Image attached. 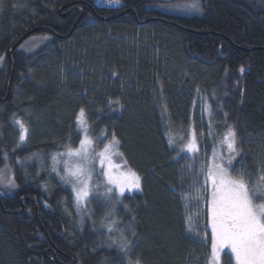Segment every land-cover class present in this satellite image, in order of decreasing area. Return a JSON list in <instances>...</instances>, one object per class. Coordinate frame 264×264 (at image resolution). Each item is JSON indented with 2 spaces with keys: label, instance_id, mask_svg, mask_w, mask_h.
<instances>
[{
  "label": "trees",
  "instance_id": "16d2710c",
  "mask_svg": "<svg viewBox=\"0 0 264 264\" xmlns=\"http://www.w3.org/2000/svg\"><path fill=\"white\" fill-rule=\"evenodd\" d=\"M186 1L200 11L166 8ZM36 38L45 41L22 48ZM0 56V169L7 164L17 185L0 188V264H128L109 239L119 244L121 231L133 261L208 264L210 247L186 231L199 192L177 153L194 126L198 169L232 125L240 150L232 167L255 182L264 164V0H0ZM80 108L93 138L115 132L142 192L106 204L98 183L77 206L51 156L79 144ZM13 114L29 128L19 147ZM210 120L214 137L204 143ZM113 219L119 231L110 233ZM205 220L201 211L194 231Z\"/></svg>",
  "mask_w": 264,
  "mask_h": 264
},
{
  "label": "snow or ice",
  "instance_id": "6c2138e0",
  "mask_svg": "<svg viewBox=\"0 0 264 264\" xmlns=\"http://www.w3.org/2000/svg\"><path fill=\"white\" fill-rule=\"evenodd\" d=\"M118 3L119 0H116ZM200 11L198 4L190 5ZM4 59L0 56V61ZM244 72L243 67L240 69ZM120 105V100L108 101ZM208 111L211 117V106H202V111ZM227 115V113H225ZM13 125L18 128V142L16 147L27 141L29 128L26 123L16 118L13 114ZM76 124L82 131L83 136L77 147L71 143L66 145V151L52 156V171L60 176V179L72 186L77 206L89 202L93 191V176L102 178L104 185L105 203L122 202L118 197H124L125 192L139 191L141 189V177L128 166V162L120 151V140L115 132L108 133L107 129L93 138L89 134L88 119L84 108H80L76 116ZM211 120L209 122V135L211 132ZM190 138L181 146L177 158L190 160L188 170L195 172L193 187L199 192L194 197L197 209L195 223L191 215L185 216L186 231L193 234L202 244L210 247L208 264H222V254L227 264H264V164L258 170L255 182L252 174L244 168L239 170L232 167L233 161L239 155L238 138L235 127L228 125L219 143L212 149L211 156L205 155L201 166L196 169L195 165L200 160V147L194 126L190 130ZM203 135V133H201ZM181 136V140H183ZM175 138L169 133L168 144H175ZM15 151V148H13ZM226 151L225 158L221 152ZM182 153L191 156H181ZM35 155V154H33ZM119 157V160L116 158ZM4 161L9 159L8 153H3ZM63 158V159H60ZM31 159L26 157L25 160ZM21 163V161H17ZM63 164V175L57 165ZM7 168L8 165L5 164ZM203 176V181L200 177ZM9 185L15 188L14 179H9ZM97 188L99 185L96 186ZM175 191V189H173ZM189 195L181 192L180 200L184 202L185 209L189 208ZM203 200V203H201ZM127 208L128 206L125 205ZM204 211L206 220L203 230L196 229L200 223V212ZM114 214V209L108 210V216ZM107 220V217H105ZM135 219V217H133ZM117 221L111 220L105 224L108 232L119 231L115 226ZM210 229V232L208 231ZM133 235L135 233L133 232ZM112 244L117 245L119 251L128 257V264H141L137 258L131 259L132 244L121 231L120 243L109 237ZM227 250V252H225Z\"/></svg>",
  "mask_w": 264,
  "mask_h": 264
},
{
  "label": "rangeland",
  "instance_id": "374dc122",
  "mask_svg": "<svg viewBox=\"0 0 264 264\" xmlns=\"http://www.w3.org/2000/svg\"><path fill=\"white\" fill-rule=\"evenodd\" d=\"M193 4H196L194 2H191V1H186V2H177V3H169L166 8L167 10H170V11H173V12H179V13H186L188 14L189 12H196L197 10L195 8H192L190 7V5H193ZM198 12V11H197ZM45 39L44 38H36V39H33L32 41H29V42H26L22 48H26V49H34L36 48L40 43L44 42ZM89 126V124H88ZM81 131V130H80ZM82 133V131H81ZM190 133V131H189ZM186 136V138L184 139L182 145L190 138V135ZM89 134H90V129H89ZM91 135V134H90ZM214 134L208 136L205 135V133H203V139H204V143L205 141H209V140H212V137ZM82 136H83V133H82ZM222 138V136L217 139L215 141V143L211 142L213 145H212V148H211V153H212V149L215 145H217L219 143V140ZM198 140V138H197ZM79 145V144H78ZM77 145V146H78ZM199 145V143H198ZM206 146V144H205ZM200 147V146H199ZM221 154L226 158L227 157V152L226 151H223L221 152ZM191 155V154H190ZM200 155V154H199ZM211 156V155H210ZM237 158V157H236ZM60 159H63V158H60ZM117 160H119V157L116 158ZM234 163V161H233ZM52 166H53V161H52ZM58 169H60V174L63 175V164H60V165H57ZM133 170V169H132ZM134 171V170H133ZM136 172V171H135ZM138 174V173H137ZM139 175V174H138ZM140 176V175H139ZM9 179H14L13 177V174L11 173V170L9 168V166L6 168L5 166H3L1 169H0V188L3 189L5 192H8L10 193L14 188L11 187L8 183ZM100 184V183H103L102 182V178H97V176H93V180H92V186H93V190L96 188L97 184ZM70 185V184H69ZM71 186V185H70ZM72 188V186H71ZM133 192H142V179H141V189L139 191H133ZM133 192H125V193H133ZM225 252H227V250H225ZM223 256V254H222Z\"/></svg>",
  "mask_w": 264,
  "mask_h": 264
},
{
  "label": "bare ground",
  "instance_id": "6f19581e",
  "mask_svg": "<svg viewBox=\"0 0 264 264\" xmlns=\"http://www.w3.org/2000/svg\"><path fill=\"white\" fill-rule=\"evenodd\" d=\"M24 45V44H23ZM22 45V46H23ZM79 129V128H78ZM80 130V129H79ZM81 132V131H80ZM109 134H111L112 132H108ZM81 136H82V133H81ZM120 147V146H119ZM64 151H66V149L65 150H62V151H58V152H56V153H60V152H64ZM121 151V150H120ZM56 153H54V154H56ZM125 157V156H124ZM51 158H52V156H51ZM64 185L65 186H70L69 184H66V183H64ZM60 223H62L61 221H60ZM63 225V224H62ZM63 228H64V226H63ZM65 229H63V234L62 235H64L65 234Z\"/></svg>",
  "mask_w": 264,
  "mask_h": 264
}]
</instances>
